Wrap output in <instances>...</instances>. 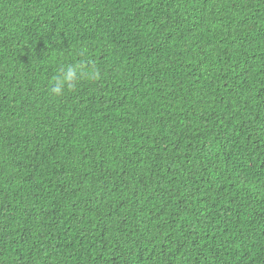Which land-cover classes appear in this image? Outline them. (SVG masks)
<instances>
[{"label": "trees", "instance_id": "16d2710c", "mask_svg": "<svg viewBox=\"0 0 264 264\" xmlns=\"http://www.w3.org/2000/svg\"><path fill=\"white\" fill-rule=\"evenodd\" d=\"M0 264H264V0H0Z\"/></svg>", "mask_w": 264, "mask_h": 264}, {"label": "clouds", "instance_id": "9594fccd", "mask_svg": "<svg viewBox=\"0 0 264 264\" xmlns=\"http://www.w3.org/2000/svg\"><path fill=\"white\" fill-rule=\"evenodd\" d=\"M83 54V53H81ZM85 73L81 70L79 64L68 65L61 70V73L53 78L54 86L51 87V94L55 98H60L64 95L65 90H72L77 86L78 81ZM89 79H99L100 72L93 67L86 73Z\"/></svg>", "mask_w": 264, "mask_h": 264}]
</instances>
